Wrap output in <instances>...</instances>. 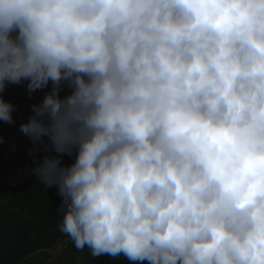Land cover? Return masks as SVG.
<instances>
[{
  "label": "clouds",
  "instance_id": "obj_1",
  "mask_svg": "<svg viewBox=\"0 0 264 264\" xmlns=\"http://www.w3.org/2000/svg\"><path fill=\"white\" fill-rule=\"evenodd\" d=\"M23 81L51 83L19 131L77 250L264 264V0H0V92Z\"/></svg>",
  "mask_w": 264,
  "mask_h": 264
},
{
  "label": "trees",
  "instance_id": "obj_2",
  "mask_svg": "<svg viewBox=\"0 0 264 264\" xmlns=\"http://www.w3.org/2000/svg\"><path fill=\"white\" fill-rule=\"evenodd\" d=\"M26 85L27 81L8 84L0 92V96L15 105L14 123L0 121V264H22L28 257L70 239L58 230L62 216L57 212L61 197L56 187L46 189L34 180L31 171L45 153H37L34 159L30 152L31 141L19 131V125L26 122L31 113L30 106L43 99L51 83L48 88L32 94ZM69 91L65 86L61 95ZM70 162L71 157L65 155L64 163ZM101 264L134 262L123 255L112 259L108 254H102Z\"/></svg>",
  "mask_w": 264,
  "mask_h": 264
},
{
  "label": "rangeland",
  "instance_id": "obj_3",
  "mask_svg": "<svg viewBox=\"0 0 264 264\" xmlns=\"http://www.w3.org/2000/svg\"><path fill=\"white\" fill-rule=\"evenodd\" d=\"M23 264H101V255L93 257L87 248L77 250L69 239L60 241L51 250L28 257Z\"/></svg>",
  "mask_w": 264,
  "mask_h": 264
},
{
  "label": "crops",
  "instance_id": "obj_4",
  "mask_svg": "<svg viewBox=\"0 0 264 264\" xmlns=\"http://www.w3.org/2000/svg\"><path fill=\"white\" fill-rule=\"evenodd\" d=\"M23 264V263H22Z\"/></svg>",
  "mask_w": 264,
  "mask_h": 264
}]
</instances>
